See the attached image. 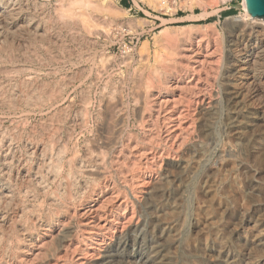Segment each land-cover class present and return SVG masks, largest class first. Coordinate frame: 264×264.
Listing matches in <instances>:
<instances>
[{
	"label": "rangeland",
	"instance_id": "rangeland-1",
	"mask_svg": "<svg viewBox=\"0 0 264 264\" xmlns=\"http://www.w3.org/2000/svg\"><path fill=\"white\" fill-rule=\"evenodd\" d=\"M244 2L0 0V264L264 263Z\"/></svg>",
	"mask_w": 264,
	"mask_h": 264
},
{
	"label": "bare ground",
	"instance_id": "bare-ground-1",
	"mask_svg": "<svg viewBox=\"0 0 264 264\" xmlns=\"http://www.w3.org/2000/svg\"><path fill=\"white\" fill-rule=\"evenodd\" d=\"M244 1H245V0H244ZM94 5H95V4H94ZM244 7H245V9L247 10V6H246V3H245V2H244ZM247 12H248V10H247ZM248 14H249V13H248ZM248 14H247V15H248ZM248 16H249V15H248ZM248 16H247V17H248ZM73 17H74V16H73ZM84 18H85V17H84ZM91 19H92V18H91ZM254 19H256V18H254ZM86 20H87V19H86ZM257 21H258V20H257ZM89 22H90V21H89ZM248 25H249V24H248ZM250 27H251L252 29H254V28H258L257 30H261V31H259V32H261V33L264 34V29H263L264 27H263L262 25H254V26H250ZM247 28L249 29V27H247V26H246V27H243L242 30H240V32H242V33L244 34V33H245V30L247 31ZM251 28H250V29H251ZM252 29H251V30H252ZM251 30H248V31H251ZM235 31H236V30H235ZM254 32H255V31H254ZM247 35H248V34H247ZM263 51H264V50H263ZM261 53H262V52H261ZM261 55H262V54H261ZM248 57H250V56H248ZM248 57H247V58H248ZM255 62H256V59H255V57H254V55H253L252 57L248 58V59L245 60L244 62H242V61H241L240 63L238 62L239 64L237 65V67H238L240 70L243 69V71H244V70L246 69V66H247V65H248V66H247V68H248L251 64H255ZM236 64H237V63H236ZM254 66H255V65H254ZM238 68H237V69H238ZM249 68H250V67H249ZM240 70H239V72L241 73L242 71H240ZM246 70H247V69H246ZM239 72H238V73H239ZM241 74H242V73H241ZM242 75H243V74H242ZM248 76H249V75H248ZM241 77H242V78H241ZM241 77H239V79L242 80V83H245V82L247 83V78H245L244 76H241ZM243 77H244V78H243ZM245 79H246V80H245ZM253 79H254V77H253ZM263 80H264V79H263ZM255 81H256V80H255ZM258 81H259V80H258ZM240 82H241V81H240ZM253 83H254V82H253ZM257 83H258V82H257ZM248 85H249V84H248ZM261 85H262V84H261ZM258 88H259V87H258ZM263 89H264V88H263ZM240 90H241V89H240ZM239 97H240V96H239ZM143 121H144V120H143ZM263 123H264V122H263ZM257 124H258V123H257ZM132 146H133V145H132ZM99 147H100V146H99ZM40 152H42V151H40ZM255 156H256V155H255ZM20 158H21V157H20ZM99 158H100V157H99ZM219 165H220V164H219ZM36 170H37V169H36ZM94 174H95V173H94ZM98 175H99V174H98ZM52 176H53V175H52ZM217 177H218V176H217ZM127 179H128V178H127ZM152 183H153V182H152ZM69 189H70V188H69ZM40 191H41V190H40ZM156 214H157V213H156ZM182 218H183V217H182ZM30 230H31V229H30ZM255 232H256V231H255ZM255 232H254V233H255ZM254 233H253L252 236L255 238L257 233H255V234H254ZM3 235H4V234H3ZM259 235H260V234H259ZM259 237H260V236H259ZM194 242H195V241H194ZM256 242H257V241H256ZM258 246H259V245H258ZM263 247H264V246H263ZM263 258H264V257H263ZM263 261H264V260H263ZM262 263H263V262H262ZM263 264H264V263H263Z\"/></svg>",
	"mask_w": 264,
	"mask_h": 264
},
{
	"label": "water",
	"instance_id": "water-1",
	"mask_svg": "<svg viewBox=\"0 0 264 264\" xmlns=\"http://www.w3.org/2000/svg\"><path fill=\"white\" fill-rule=\"evenodd\" d=\"M245 3L253 18L264 19V0H245Z\"/></svg>",
	"mask_w": 264,
	"mask_h": 264
}]
</instances>
